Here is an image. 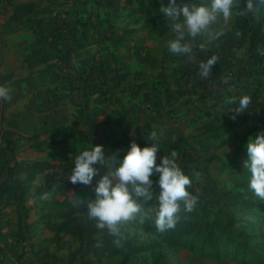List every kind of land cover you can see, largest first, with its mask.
Here are the masks:
<instances>
[{
	"label": "crops",
	"instance_id": "1",
	"mask_svg": "<svg viewBox=\"0 0 264 264\" xmlns=\"http://www.w3.org/2000/svg\"><path fill=\"white\" fill-rule=\"evenodd\" d=\"M69 1L0 0V86L10 89L12 97L10 101L0 100V160L8 161L5 165L0 161L3 173L0 181L5 179L4 166L22 169V174L14 180L24 179L28 167L37 166L21 202L17 201V195L20 196L17 192L0 195V264H52V260H44L46 251L53 257L54 264H60L68 260L69 255L62 258L59 248L69 247L71 253L82 247L83 243L73 235L53 229L65 220L72 208L71 200H78L75 191H65L61 186L67 184L72 171L58 172L63 168L73 169L82 151L101 142L98 131L102 124L107 125V157H116L113 168L119 167L125 155L122 150L125 147L120 144L128 138H147L152 131L157 132V138L163 137L179 131L181 125L198 134L211 131L205 125L214 115L199 98L198 89L188 91L192 83L185 81V76L163 84L168 93L157 85L160 99L166 103L168 96L173 106L172 116L165 118L167 121L160 122L158 113L144 116L138 99L145 86L138 80L140 73L135 72L141 68L137 63L133 78L128 80L135 89L131 92L135 102L132 99L129 103V91L115 88L107 98L90 95L89 104L85 105L74 86L78 81L76 71L89 70L90 65L102 57L95 54L97 40H106L107 35L109 39L119 36L122 41L116 42L114 48L126 46L134 32L124 28L121 22L127 19L132 23L133 16L110 15L118 6L107 0H78L75 6L80 7L83 14L67 16L70 40L58 41L55 47L51 42L52 24L48 21L59 8L68 11L74 5ZM97 5H104L105 10H96ZM37 20L45 23L36 26ZM78 43L81 47L72 53L70 61L58 57L69 50V45ZM109 59L114 65L119 64L116 52L109 53ZM219 125L217 129L224 124ZM166 146L172 151L170 140L161 144L162 149ZM80 255H84L83 249ZM91 255L95 256V252L88 251L86 256Z\"/></svg>",
	"mask_w": 264,
	"mask_h": 264
},
{
	"label": "rangeland",
	"instance_id": "2",
	"mask_svg": "<svg viewBox=\"0 0 264 264\" xmlns=\"http://www.w3.org/2000/svg\"><path fill=\"white\" fill-rule=\"evenodd\" d=\"M77 1H69L74 5L68 8V11H65L66 9L61 11L59 8L53 17L66 14L76 17L74 13L82 15V9L75 6ZM108 1L109 4L118 6L114 14L110 13V15L122 17L133 15L132 23L123 19L121 24L134 33L128 38L129 43L126 46H116V48H114L116 41L109 39L110 35H107L106 40L105 38L97 40L95 54H102V57L94 61L93 82L100 84L102 90H106L108 85L118 86L115 87L118 90L123 88L125 92H130L129 103H132V99L135 102L136 98L131 94L135 92V89H132L128 80L133 78L132 74L137 66L135 63H137L138 68L139 66L141 68L135 72L140 73L138 80L145 86L142 96L138 99L140 110H143L144 116L148 113H158L159 121L162 122L167 116L169 118L172 116L173 106L160 99L157 85L164 89L165 84L181 78L180 76L186 78L188 76V79H184L192 83L188 91L198 89L199 98L205 101L204 106L214 117H218L219 123L224 125L220 129L205 131L201 134L181 125L182 128L179 131L163 137L159 136L155 141L160 147L157 151L156 162L159 164L163 156L170 155L172 151L178 149L176 151L178 153L177 163L192 180V186L188 188V191L197 198L194 209L185 212L182 208L180 217L186 216L193 220L208 219L216 221L218 226L234 219L236 228L243 229L257 237L252 244L257 247L256 252L264 264V200H259L250 190L251 174L244 167L248 159L246 145L249 138H255L260 133L259 116H264V78L243 77L238 83L235 81L232 83L233 79L230 78L235 77L238 69L246 65L253 28L260 27L261 34H264V8L253 14L240 15L245 4V0H241L240 6L233 9V15L229 21L225 22L221 17L213 25V32L220 33L218 37H197L193 41V54L189 59L187 56L173 54L169 50V42L175 39L176 34L171 27L172 21L160 9L162 6H169L170 0ZM176 3L180 6L186 4L191 7L193 4H208L210 0H176ZM95 8L100 12L105 10L104 5H97ZM107 10H109L108 6L106 12ZM66 20L63 23L65 24L63 36L70 40L67 37L69 36L67 32L70 30L69 22L66 23ZM200 44L205 45L204 51L200 50ZM223 48H226L228 52L225 59L220 56ZM113 52L118 55L120 65H114L113 60L109 59V53ZM213 55L218 57L217 64L211 69L210 77L204 79L198 75L199 63L206 62ZM224 80H227V83H224ZM244 95L251 97L247 113H241L233 119L230 109L235 105H228L225 100L229 97L238 99ZM123 98L125 102V97ZM201 103L203 106V102ZM195 121L199 122L196 119ZM139 124L137 127L140 126ZM98 132L101 135V142L98 144L95 142L94 146L102 145L107 157V125L102 124ZM169 140L172 151H169L167 146L164 149L161 147V144ZM122 146L125 147L122 150L126 154L129 146L124 144ZM95 167L99 168V174L93 178L91 185L85 186L79 183L74 185L69 179L66 185H61L65 191L73 190L77 193L78 200H71L69 205L77 208L74 212V220L80 225L84 240L79 241L83 243L82 247L71 253H69V247L59 248L58 250L63 252L62 258L66 259L69 255L68 260H62L63 263L59 262L60 264H256L252 257L244 256L243 253L238 257H234L233 254L227 255L225 248L222 249L223 255L220 258L213 255L202 256L197 251L182 248L181 242L184 240L189 243L196 242L201 246L202 243L195 241L194 238L182 239L174 244L169 241V230L163 233L158 232L155 226V208L158 206L156 197L159 194V187L156 185L158 176L151 177L154 195L153 200L144 202L145 222L143 225L135 221L122 224L119 237L109 235L107 229H98L96 222L87 216V206L89 202L96 199L94 188L109 170L104 165L98 164ZM70 170L73 169L63 168V171L58 173L65 174ZM13 173L19 176L22 174V169L14 170ZM194 173L200 174L199 179ZM238 192L244 196L241 197L242 199L233 197ZM242 200L257 201L260 205L258 208H246L244 204L241 205ZM240 206L243 209L237 208ZM74 238L79 240L75 236ZM117 239L120 240V246L114 243ZM107 241H111L114 247L110 245L111 247L104 248L102 244ZM131 248H135L137 252L128 260H123L122 252H115V250L126 251ZM82 249L84 255H80ZM88 251L92 253L94 251L95 256L87 257ZM206 252L216 251L207 246ZM43 253L44 260H52V264L55 263L53 257L48 255V251Z\"/></svg>",
	"mask_w": 264,
	"mask_h": 264
},
{
	"label": "clouds",
	"instance_id": "3",
	"mask_svg": "<svg viewBox=\"0 0 264 264\" xmlns=\"http://www.w3.org/2000/svg\"><path fill=\"white\" fill-rule=\"evenodd\" d=\"M240 2L241 0H210L208 4H193L189 7L186 4L177 5L176 0H170L169 6H162L160 9L172 21L171 27L176 34L175 39L169 42V50L191 59L193 41L197 37H218L220 33L213 32V25L221 17L225 22L229 21L233 9L239 7ZM261 8H264V0H245L243 11L239 14H253ZM199 48L204 51L205 45L200 44ZM260 54L264 55V51ZM217 60L218 57L213 55L206 62H200L198 75L204 79L209 78ZM223 82L227 83V80ZM11 98L10 89L0 86V100L10 101ZM225 103L235 105L230 109V115L235 119L239 114L247 113L251 97H229ZM147 139L154 143L143 148L132 141L116 168L112 167L116 162L115 156L106 157L102 145L91 146L76 157L72 174L68 176L72 184L88 186L99 174L96 165L108 167V173L100 178L94 188L96 199L88 203L87 216L96 222L98 229H107L109 235L119 237L122 224L134 221L139 225L144 224V202L153 200L154 195L153 176H158L156 185L159 187L156 197L158 206L155 208V226L158 232L174 229L182 208L189 212L197 203V198L188 191L192 180L177 163L178 153L172 151L157 164V151L160 149L155 143L157 132L152 131ZM246 150L248 159L244 167L251 174L249 188L259 200H264V132L258 133L255 138H249ZM194 175L199 179V173ZM114 243L120 246L119 239Z\"/></svg>",
	"mask_w": 264,
	"mask_h": 264
},
{
	"label": "trees",
	"instance_id": "4",
	"mask_svg": "<svg viewBox=\"0 0 264 264\" xmlns=\"http://www.w3.org/2000/svg\"><path fill=\"white\" fill-rule=\"evenodd\" d=\"M28 11H32L31 9H28ZM33 13V12H31ZM76 17H81L82 15H79L77 13H74ZM67 14L64 16H56L49 19V23L52 24V31L54 32V35L52 37L51 42L55 43V47L58 44V41H68V39L63 38V31L65 30V20L67 19ZM133 16V15H128ZM45 23L43 20H37L36 26H40ZM67 23V21H66ZM71 30H69L70 32ZM261 28L260 27H254L251 36H250V44L248 47V53L249 57L245 62V67H240L238 69L237 74L235 77H230L233 79V82L238 83V81L243 78H250V77H263L264 78V55H261L260 52L264 51V34H261ZM74 41V38H73ZM116 42L122 41L119 36L115 38ZM57 43V44H56ZM54 47V46H53ZM81 47V44L78 43L77 46L75 44L69 45V50L58 57H60L62 60L70 61L72 58V53L75 52L77 49ZM221 58L225 59L228 56V52L226 51V48H223L221 53ZM91 64L89 70H83V71H76V79L77 85L75 88L80 92V96L82 97L84 104H89V97L90 95L99 94L103 97H107L111 93V89L115 88L117 86H111L108 85L106 90H102V87L100 84H97V82H93V69L95 68ZM102 70V69H101ZM188 79V76L187 78ZM75 81V80H74ZM113 82V81H111ZM227 86H233L232 84H226ZM164 90L166 93H168V88L164 87ZM110 92V93H109ZM167 102L169 103V97L167 96ZM199 121V119H196ZM202 122V121H200ZM259 132H264V116H259ZM218 117H209L208 122L205 125V128L208 129H217L219 127ZM136 141L138 145L143 148L146 146H151L153 143L147 139L146 137L142 136H135L132 138H128L127 141L124 143V145L130 146V142ZM123 144V143H122ZM120 144V145H122ZM2 163L5 165L6 162L4 159H1ZM6 169L5 179L0 181V195L6 193V192H17L20 194V196L17 195V201L21 202L23 199V196L27 193L29 189L30 182L33 180L35 173L37 171V166L31 165L27 169V174L24 179H16L14 180V168L12 166H4ZM2 172L0 170V176H2ZM235 199H242L241 197H244L240 192L233 195ZM244 204L246 208H253V207H259V202L257 201H251V200H242L241 205ZM238 209H243L242 206L237 207ZM77 208H71L68 214L65 216V220L58 224L54 225L53 229H55L57 232H64L65 234H71L79 240L83 241L84 236L82 235V230L80 225L76 223L74 220V212H76ZM233 219V218H231ZM234 219L231 220L228 223H225L224 225L218 226V223L216 221H209L208 219H200V220H193L189 217L182 216L180 217L178 223L176 224L174 229H169V241L171 243H177L178 241H181L182 239L187 238H194L195 241L201 242V246L199 244L195 243H189L188 241H182V248L184 249H190L197 251L200 255H210V256H216L217 258H220L223 255L222 249L225 248V253L227 255L233 254L234 257H238L239 254L243 253L244 256L252 257L256 264H262V260L260 259L259 254H257L256 250L257 247L252 244V242L257 238L254 235H251L247 232H245L243 229H239L235 227ZM114 247V244L111 243V241L104 242L102 246L104 248ZM209 246L211 249H213L216 252H206V247ZM122 249V248H121ZM115 250V252H122L123 253V260H128L129 257L134 255L137 250L135 248H131L128 250ZM127 262V261H126Z\"/></svg>",
	"mask_w": 264,
	"mask_h": 264
}]
</instances>
